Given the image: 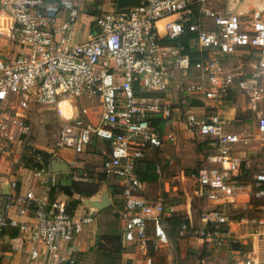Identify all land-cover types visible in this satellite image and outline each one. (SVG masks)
I'll list each match as a JSON object with an SVG mask.
<instances>
[{
  "label": "built area",
  "instance_id": "2783aa9c",
  "mask_svg": "<svg viewBox=\"0 0 264 264\" xmlns=\"http://www.w3.org/2000/svg\"><path fill=\"white\" fill-rule=\"evenodd\" d=\"M136 1L101 17L99 32L75 43L81 10L72 1L11 0L8 35L20 51L12 59H0V154L30 152L35 162L43 164L40 152L31 145L34 129L28 111L32 105L55 107L62 121L48 151L51 159L63 150L82 152L96 141L110 144L102 172L126 188V212L121 216L126 239L133 242L138 235L143 237L157 208L155 234L166 242L167 219L176 209L165 210L164 204H149L139 196L143 183L136 171L152 150L165 145L166 138L154 122L168 118L172 109L165 99L148 95L182 87L205 105H222L238 87L264 101V7L243 12L238 10V0ZM62 13L66 19L57 26ZM188 35H193L189 43L198 55L196 62L177 44ZM241 52H252L257 58L249 71L229 68L222 60ZM136 85L142 95L136 94ZM80 98L97 99L101 110L81 105ZM67 109L72 110L70 116ZM188 119L199 136L216 138L222 164L220 171L199 176L207 190L203 193L219 205L202 214L201 238L218 247L236 244L227 205L235 202L233 176L241 166L232 146L243 138L226 133L218 114L205 119L191 114ZM258 131L264 139V114L259 115ZM33 168L37 174L48 175L47 184L57 186L49 166ZM253 180L251 188L263 196L264 171ZM18 201L21 213L31 211L34 221L21 224L0 212V234L18 228L28 234L32 260L40 258L38 245L43 244L53 264H75L79 249L74 241L84 222L75 221L67 204L51 194L38 196L31 191ZM193 230L184 220L180 236L186 238ZM232 264L257 263L256 257L249 256Z\"/></svg>",
  "mask_w": 264,
  "mask_h": 264
},
{
  "label": "crops",
  "instance_id": "0c3cea01",
  "mask_svg": "<svg viewBox=\"0 0 264 264\" xmlns=\"http://www.w3.org/2000/svg\"><path fill=\"white\" fill-rule=\"evenodd\" d=\"M70 1L77 5L81 10L80 18L75 30V43L87 41L93 34L98 33L100 30L98 26V20L104 15L116 11L118 4V0ZM10 2L11 0H0V6H2V15L4 17L9 15V23L7 22L6 24L7 27L12 25V16H10L11 12L9 10ZM246 6L244 9L241 7V5H239L238 10L250 12L253 8H259V6L253 2H249ZM2 15H0V18H2ZM65 19L66 13H62L58 17L55 24L58 26ZM5 31L6 30H2L0 27V36H2ZM1 45L8 46V57H5V59L1 60L12 59L20 51L19 47L12 43L10 39L6 44L4 42L0 43V46ZM222 60L226 61L227 58H223ZM197 74L198 72H195L193 75L197 76ZM195 79L197 80V77ZM178 88L181 87H173L168 92H156L148 95L165 99L166 103H168L172 109L171 115L168 118L158 119L154 122L161 134L166 138V142L163 147L168 145L169 150H164L160 154V160L163 161L162 165L157 163L155 159L154 161L149 158L151 153L158 151L159 149L152 150L146 159L139 162L136 171L143 183V189L139 191L138 195L149 204H164L165 210L170 206L175 207L176 212L171 214L169 218H181V224L177 228L172 226L170 222L166 224L165 230L168 234V241L164 242L160 240L155 234V219H157L158 215H160L157 208H155L153 216L147 221V227L143 237L138 235L136 241L133 242H129L126 239L124 220L121 217L122 213L126 212V188L116 179L107 177L105 174H103L102 163L111 153L112 148L110 144L102 141H96L92 146L88 147L82 152L63 150L55 155L54 158L60 159L62 162L69 165L70 171L54 173L58 180V184L54 188L50 184H47L48 175L37 174L35 172L33 166L41 165L42 167L45 165L43 161V164L35 162V158L33 159L34 155H32L30 152H25L22 154L18 152L1 153L0 212L7 214L21 224L32 223L34 221L32 212L27 211L24 214L21 213V205L18 201L19 196H27V194L31 191L38 196L51 194L52 196H55L59 200L65 202L68 208H70V205L71 207L74 206L73 209H71V213L75 221L84 222L82 232L76 237L74 241L75 245L79 249L75 264H105L106 262L104 261V253L112 252L115 254V251L118 250V248H116L118 242L114 236L121 239L120 247H122V253L120 254V261L118 264H191L189 262V254L192 253L200 256L198 259L200 264L202 261V264H232L236 259L246 258L242 254V249L244 247L250 245L252 246V249H256V251H258L261 243L264 242V231H254L256 228L253 229V225H249L251 224V221L246 217L240 218L238 221L232 219L231 229L234 233V237L238 241L236 244L229 243L226 246L218 247L205 243L201 238L200 231L202 229V214L205 211H209L210 209L219 206L209 201L206 195L207 190L199 181V176L201 174H213L222 169V164L219 158V145L217 144L215 137H207L212 141V145L214 144L215 152L211 150L213 153H209V155L207 154L205 158L201 159V162L207 159L205 160L206 162H211L213 165H215L214 162L217 161L218 169L211 171L204 164L201 165V167L198 166L199 169L195 171L190 169H180V171L178 170L175 172V175L172 178L171 176L170 178L166 177L167 172L172 170L175 166V154L176 156L179 155L178 149L175 153L171 145H169L171 143L176 144L177 142V137L171 125H178L179 119H171L172 116H176L173 115L176 112L173 107L178 105ZM183 91L184 101L182 104L187 108L185 116L190 127L191 124L188 117L191 114L195 115L198 119H205L210 114H218L224 119L226 133H236L244 138L243 134H245V132H243L241 115L238 113L240 108H237L238 105L236 103L238 100L239 104H245V102L242 100L244 97L247 98V94L245 92L236 87L231 90L230 96L224 104L218 105L216 102H208L205 105L204 101L200 99L199 96L189 95L186 92V89H183ZM140 95L142 94L140 93ZM259 100L261 102L260 104H262V107H264V101L262 100L261 96ZM89 101L91 103L90 107L98 109L99 111L101 110L99 107V101L97 99ZM248 106L249 108H252L253 103H248ZM38 107L39 106L37 105H32L30 111H28V117L34 129L33 136L31 138V145L33 147L35 146L33 140L36 137V125H34V119L36 118L33 117L34 114H39L44 110L51 109L59 117V126L60 122L62 121V118L59 116L57 110L54 109V107H45L46 109ZM246 108H248L247 103L244 107H241V110H247ZM74 111H76V109H74ZM71 113V109L66 110L67 115H71ZM261 114H264V108L257 112V123L255 130L254 132L250 130L249 135L251 136L254 135L252 133H256L264 147V139L258 131V118ZM96 115H98L97 112L94 114V117H96ZM40 133L41 134H39V136H44V138H46L45 130H42ZM58 133L59 129L50 145L43 144L42 147L35 146L34 148H36L39 152H45L49 154L48 151L52 149ZM243 144V141H241L240 143L232 146L233 157L241 162V166L239 171L233 176V181L236 184V188L233 189V192L236 196L234 204L227 205L228 215L231 206L236 208H239L240 205L249 206L251 200L256 198V191L254 192V190L251 188V185L254 181V175L258 172L264 171V166H258L255 163V159L252 154L254 149L251 148V151L247 152V149L243 146ZM97 146H102L101 149L96 150L98 153L90 151L91 148L96 149ZM23 158H26L25 162L21 161ZM53 159H51V161ZM51 161L48 164L50 169ZM171 173H173V171H171ZM13 183L17 184L16 188L12 186ZM191 183L196 184L194 191L189 190V185H191ZM151 187L157 189L155 190V193L152 195L150 194L149 196ZM66 188L71 190L72 195L69 196L66 194ZM105 188L110 190L113 200L112 206L110 208L103 211H97L87 207L84 204L85 199L93 197L101 199L102 192L105 190ZM90 189H97L98 192L92 196L88 193H80L81 191H89ZM204 190H206V194L205 192L203 193ZM183 193L185 195H183ZM195 196L199 199L206 200L209 205V208L204 210V212L200 214L199 218H197L196 210L192 203L195 199ZM120 200L123 201L121 202ZM74 202L76 203L75 205H73ZM86 220L89 221L85 222ZM184 220L186 223H190L194 229L193 234L186 238H182L179 231ZM114 222L117 225V231H109V224ZM27 235V233L21 231L18 228H11L8 231L0 234V264H53V261L50 260L48 249L43 244L38 245L40 258L38 260H32L30 254L32 245L30 244ZM144 240L146 241V244L142 245V241ZM102 245L104 246L101 247ZM207 253L214 254L219 259L212 260V258H209ZM250 256L256 257L257 264H264V259H262L260 256H255V254H250ZM247 257H249V255Z\"/></svg>",
  "mask_w": 264,
  "mask_h": 264
},
{
  "label": "rangeland",
  "instance_id": "374dc122",
  "mask_svg": "<svg viewBox=\"0 0 264 264\" xmlns=\"http://www.w3.org/2000/svg\"><path fill=\"white\" fill-rule=\"evenodd\" d=\"M102 1V0H99ZM254 1V0H251ZM248 0H238V4H242L243 5L245 3H247ZM1 4V3H0ZM2 6H0V15H2ZM244 8V7H243ZM242 10V9H241ZM8 16L6 15L5 17L2 15L0 18V27L2 30H6L4 32V34L2 36H0V43H8L9 42V35H8V30L9 27H7V22L8 21ZM11 16V15H10ZM6 25V26H5ZM5 28V29H4ZM7 47L8 46H0V59H5V57L7 56ZM257 60L256 56L254 53H248V52H243L241 54H238L236 56H234L232 59H228L225 61V64L229 67V68H242L245 70H251L252 69V65L253 63ZM178 105H176L175 107H173L176 112L173 115H176L175 117L172 116V119H179V124L178 125H171L175 135L177 137V142L176 144H169L171 145V147L173 148V150L176 153V150L178 149L179 151V155L175 156L176 157V163L175 166L173 167L172 170H169L167 172V178H171L175 175L176 171H180V169H190V170H197L199 169V167H201V165H206V167L209 170H216L218 169V163L217 161L214 162L215 165H213L211 162H206L205 159V163L204 161L201 162V159L205 158V156H207V154L209 155V153H213L212 151H214V144L212 145V141L210 139H208L207 137H203V136H199L198 134H196L195 129H191V127L189 126L187 120H186V112H187V108L185 106H183V99H184V91L183 88H178ZM260 96L252 93V94H248L247 93V98L244 97V99L242 98L243 102H245V104H239V101L237 100V108H240L238 111L239 115H241V120H242V127H243V132H245V134H243V146L247 149L248 151H251L250 149H254V152L252 153L255 159V163L258 166H264V147L263 144L261 143V141L259 140V138L257 137L256 133H252L254 135H249L250 130L252 132H254L255 127H256V123H257V112L259 110H262L264 107H262V104H260V100H259ZM167 99V97H166ZM79 102L81 105L84 106H90L91 103L89 100L85 99V98H80ZM247 103V110L242 111L241 107H244ZM248 103H253L252 108H249ZM46 106H39L38 108H42V109H46ZM54 109H56L54 107ZM36 116V117H35ZM34 118V125H36V137L34 138L33 142L35 144L36 147H42L43 144H51L58 132L59 129V117L58 115L51 109L48 110H44L39 114H34L33 115ZM232 123V122H230ZM42 130H45V135L46 138L39 136V134H41L40 132ZM192 130V131H191ZM38 131V132H37ZM38 143V144H37ZM34 146V147H35ZM102 146H97L96 149L91 148L90 151L91 152H96L98 153V151H96L97 149H101ZM168 145L159 149L158 151H155L153 153L150 154L149 158L151 160H156L157 163H160L161 165L163 164V161L160 160L161 156L160 154L165 150L167 151ZM212 150V151H211ZM215 152V151H214ZM174 153V152H173ZM251 154V155H252ZM23 157V156H22ZM148 158V159H149ZM154 160V161H155ZM22 162L26 161V158L21 159ZM254 163V164H255ZM199 166V167H198ZM171 171H173V173H171ZM240 177V176H239ZM166 179V178H165ZM191 187V188H190ZM196 188V184L195 183H191V185H189V190H195ZM88 189V188H86ZM157 189V188H156ZM153 187L150 188L149 191V196L150 194L152 195L153 193H155V190ZM255 192V190H254ZM255 199H252L251 202L249 203V206H241L239 208L233 207L231 206V209H229V215L231 217V219L238 221L240 220V218L246 217L248 219H250V223L249 225H253L252 228H256L254 229V231H264V196L262 195H257V192H255ZM183 195H185L183 193ZM180 199V198H179ZM121 202L123 200H120ZM120 202V204L122 205V203ZM193 205L194 208L196 210V215L197 218H199L200 214H202L204 212V210H207L209 208L208 202L206 200H202L199 199L198 197L195 196V199L193 200ZM109 231H117V225L116 223H112L109 224ZM199 230V229H198ZM197 230V231H198ZM258 250V249H257ZM208 254V253H207ZM242 254L247 257L248 255L250 256V254H255V256H260L262 259H264V242L261 243V246L259 248L258 251H256V249H252V246H246L242 249ZM209 258H212V260L215 259H219L217 256H215L214 254H208ZM208 257V256H207ZM200 258L199 255H196L195 253L189 254V262L191 264H200L198 262V259ZM208 258V259H209ZM203 263V261L201 262V264Z\"/></svg>",
  "mask_w": 264,
  "mask_h": 264
},
{
  "label": "trees",
  "instance_id": "16d2710c",
  "mask_svg": "<svg viewBox=\"0 0 264 264\" xmlns=\"http://www.w3.org/2000/svg\"><path fill=\"white\" fill-rule=\"evenodd\" d=\"M48 2H60L61 0L57 1V0H47ZM193 35H188L182 39H180L177 44H179L183 50H182V53L185 54V55H191L193 57V62H196L198 60V55L194 54L192 52V49H191V45L189 43L191 37ZM135 91H136V94L139 96L140 93H139V85H136L135 86ZM41 154V157H42V161L44 163L45 166H48V164L50 163V160H51V155L45 153V152H40ZM39 167H41V165H39ZM65 192L67 195H72V192L70 189H65ZM98 192L97 189H90L89 191H81L80 193L82 194H86L88 193L89 195H95L96 193ZM54 193V192H53ZM76 203L74 202L73 205H75ZM74 206L71 207L70 205V208H69V212L71 213V209H73ZM167 222L170 224H172V226H174L175 228H177L180 224H181V218H169L167 220ZM116 239H117V245H116V248H118L117 251H115L116 253H112V252H108V253H104V261L106 262L105 264H118V262L120 261V254L122 253V247H120V244H121V239H119L118 237L114 236ZM110 239V238H109ZM115 239V240H116ZM104 245H102L101 247H103ZM237 246V245H236ZM114 252V251H113Z\"/></svg>",
  "mask_w": 264,
  "mask_h": 264
},
{
  "label": "water",
  "instance_id": "95a60500",
  "mask_svg": "<svg viewBox=\"0 0 264 264\" xmlns=\"http://www.w3.org/2000/svg\"><path fill=\"white\" fill-rule=\"evenodd\" d=\"M136 2V0H118L117 10H122L124 8L130 7ZM50 166L53 173L70 171L69 165L57 158H54L51 161ZM112 203L113 200L110 194V190L108 188H105V190L102 192L101 199L93 197L84 200V204L87 207L95 209L97 211H103L110 208L112 206Z\"/></svg>",
  "mask_w": 264,
  "mask_h": 264
},
{
  "label": "bare ground",
  "instance_id": "6f19581e",
  "mask_svg": "<svg viewBox=\"0 0 264 264\" xmlns=\"http://www.w3.org/2000/svg\"><path fill=\"white\" fill-rule=\"evenodd\" d=\"M249 2H253L254 4L258 5L260 8L264 7V0H254V1L248 0V2L245 3L244 5H243V3L240 4V5H241V7H245L246 5H248ZM246 7H247V6H246ZM242 9H243V8H242ZM244 9H245V8H244ZM71 111H72V110H71ZM71 114H72V113H71ZM69 116H70V115H69Z\"/></svg>",
  "mask_w": 264,
  "mask_h": 264
}]
</instances>
